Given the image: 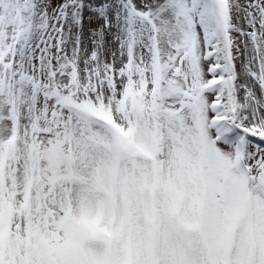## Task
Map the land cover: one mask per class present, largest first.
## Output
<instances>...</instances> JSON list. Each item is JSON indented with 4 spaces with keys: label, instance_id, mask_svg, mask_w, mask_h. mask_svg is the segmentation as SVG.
<instances>
[{
    "label": "snow or ice",
    "instance_id": "snow-or-ice-1",
    "mask_svg": "<svg viewBox=\"0 0 264 264\" xmlns=\"http://www.w3.org/2000/svg\"><path fill=\"white\" fill-rule=\"evenodd\" d=\"M0 264H264V0H0Z\"/></svg>",
    "mask_w": 264,
    "mask_h": 264
}]
</instances>
